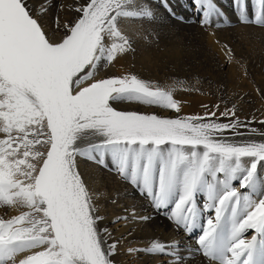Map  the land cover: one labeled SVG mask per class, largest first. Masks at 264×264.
<instances>
[{"label": "snow or ice", "instance_id": "obj_1", "mask_svg": "<svg viewBox=\"0 0 264 264\" xmlns=\"http://www.w3.org/2000/svg\"><path fill=\"white\" fill-rule=\"evenodd\" d=\"M151 2L84 0L75 22L64 25L63 37L56 40L43 23L46 7L0 0V202L28 209L0 219V264H116L118 245L101 234L105 217L79 171L78 158L115 174L155 214L137 215L133 208L114 223L147 224L163 215L173 231L188 235L201 215L211 212L195 241L201 264H264V177L256 175L264 161V142L225 137L229 129L242 135L238 119L232 124L204 122L195 115L173 118L122 108L128 101L181 110L171 91L135 74L100 75L132 50L122 26L136 17L155 20L154 11L132 10L139 3L150 9ZM246 2L234 0L240 15L246 16ZM155 3L175 18L168 0ZM252 4L254 10L260 8L259 22L264 0ZM193 5L203 14L201 24L216 12L214 0H193ZM257 181L259 198L241 192ZM215 186L226 190L217 195ZM201 187L202 209L196 203ZM133 252L150 259L167 257L165 264H192L179 241L128 249Z\"/></svg>", "mask_w": 264, "mask_h": 264}, {"label": "bare ground", "instance_id": "obj_2", "mask_svg": "<svg viewBox=\"0 0 264 264\" xmlns=\"http://www.w3.org/2000/svg\"><path fill=\"white\" fill-rule=\"evenodd\" d=\"M83 2L84 0L77 4L62 3L57 8L61 17L48 19L44 16L43 23L49 35L56 40L61 39L66 31L63 26L69 22H75L79 15L76 9ZM172 4L176 6L174 9L176 13L178 10L180 13L183 12V14H177V16L180 15L178 22L180 21L184 27L190 29L189 34L191 39H194L189 48L178 47L174 40L171 42L167 28L160 33L154 32L155 37L160 35L159 41L164 40V43H159L154 35L150 34L152 31H147L148 28L154 29L155 25L146 18L143 22H130L122 27L131 39L132 50L123 58H118L101 69L100 75L120 78L141 69L167 72L166 77L156 85L172 92L173 98L180 106L179 113L149 106L136 107L130 103L123 108L149 114L156 112L161 116L173 118L195 115L201 117L204 122L232 124L238 119L242 123L237 131L242 135L237 136L229 129L225 130V137L234 142H264V137L260 135L264 132V16L257 22V16L260 14L259 6L257 5L254 10L252 0H247L244 5L245 16L239 14L234 6V0H214L216 12L207 18V24H201L203 14L202 12L200 15L197 14L192 0H168V5ZM156 5L160 9L161 5L159 3ZM29 6L33 7L30 0ZM132 10L139 12L150 9L147 4L139 3L138 7ZM166 13L164 10V17L169 20L170 25L172 27L177 25L178 22ZM181 17L184 18L183 21ZM157 21L159 20H155ZM58 25L61 27L58 28ZM155 29L158 28L155 27ZM230 57L234 58L230 59ZM185 63L190 66L187 70ZM193 76L199 78L198 82L192 79ZM228 110H230L229 115H223ZM232 112L235 113L234 116ZM253 129L256 130L255 133ZM78 159L79 171L93 194L100 214L105 217L99 225L101 234L108 239L109 243L115 242L118 245L119 254L116 256V264H165L167 257L150 259L143 253L129 254L128 249L139 250L151 246L152 243L171 244L174 241H179L180 247L184 250L183 254L191 259L192 263L201 261L195 241L201 235L204 216L212 215L211 212L205 213L204 216L202 214L198 226L193 227L188 235L173 231L163 215L155 216V219L147 224L125 223L123 219L114 223L117 216H128L133 208L137 215L155 214L149 210L145 200L133 196L135 193L132 187L125 192L126 205L117 207L115 204L122 205L118 198L120 196L118 188L105 189L101 181L94 176V172L100 169L84 164L80 158ZM256 175L264 177V161L258 164ZM258 183V181L254 182L251 188L241 189V192L249 197L259 198L261 189L257 187ZM231 186L238 187L239 179L232 181ZM225 190L222 186L214 187L217 195ZM113 201L116 202L113 203ZM204 202V191L197 190L198 207L202 209ZM4 206L7 210L0 214L2 220L12 219L28 211L23 205L4 203ZM144 206L147 207L146 212ZM227 225V219L222 221L217 233L218 238H223ZM104 229H107V232Z\"/></svg>", "mask_w": 264, "mask_h": 264}, {"label": "rangeland", "instance_id": "obj_3", "mask_svg": "<svg viewBox=\"0 0 264 264\" xmlns=\"http://www.w3.org/2000/svg\"><path fill=\"white\" fill-rule=\"evenodd\" d=\"M80 2H81V0H30V4L34 8L39 9L41 7V5H43L44 7H46L48 9L47 13L45 14V17H47L48 19H55L57 17H61V14H59V12H57V8L59 6H61L62 3H65V4H72V3L77 4V3H80ZM192 2H193V0H192ZM156 4H155V1L152 0L150 10H153L155 12V20H159V21H157V22H155V20L152 21L151 23L155 25V26H153L154 29H152V28L149 29L147 27L148 28L147 31H149V30L152 31L150 34L154 35V37H155V34H154L155 31H156L155 33H160L161 31H163V30H165L167 28V32L170 33V41L171 42H173V40H174L175 44H177L178 47L180 46V47H182V48L184 47L186 49L189 48V45L193 44V42H194V39H191V35L189 34L190 29H187L186 27H184L182 25V23H180V21L178 22V18H180L179 17L180 15L177 16V14L178 13L179 14H183V12L180 13V11L178 10V12L176 13V11H174L176 6L173 5V4L170 7H171V10L175 13V18H173V16H170L169 13L166 11L167 12L166 14H168L169 17L173 18V20H176L178 22L177 25L172 27L170 25L169 20L164 17L163 11L165 9L163 10L162 6H160V9H159ZM147 6H148V4H147ZM184 14H186V13H184ZM141 19L142 18H140V17H136L135 21H141ZM143 21H146V19H143ZM185 26H187V25H185ZM155 27L158 28L157 29L158 32L155 29ZM159 37H160V35H159ZM159 37H155V38L159 41ZM162 42L164 43V40L159 41V43H162ZM157 46H160V44H157ZM185 66H186L185 67L186 70L190 67L187 63H185ZM131 74L137 75L138 78H140V79H142V80H144L146 82H150V83H153V84H158L157 82H159L160 80H162V79H164L166 77L167 72L165 73V72H161L159 70H153V69H145V70L141 69V71L133 72ZM169 79H171L172 82L174 81L172 78H169ZM192 79L198 82L199 78L198 77L197 78L194 77ZM128 103H130V102L124 101L121 104V107L123 108L125 106H128ZM130 104H133V106H136V107L146 108V106L139 105V104H136L134 102H132ZM80 160L84 164L92 165V166H95L97 169H100V171L98 170V171L94 172V176L97 177L101 181V184H102V186L105 189H113V188H116V187L118 188L119 195H120L118 198L122 202V205L115 204L117 207H121V206L126 205L125 202H124V200H125V192L127 191V189H130V187H131L130 185H127V184L123 183L121 180H119V178L115 174H113L112 172L107 171V170L97 166L96 164H94V162L87 160V158H80ZM234 186H236V184ZM120 187H122V189H120ZM198 191L199 192L204 191L203 187L199 188ZM261 194H262V191H261ZM133 196L136 197L135 195H133ZM138 199H141V198H138ZM145 202L147 203V201H145ZM144 207H145V212H146L147 207L146 206H144ZM6 210L7 209L4 206V203L0 202V214L5 213ZM192 264H201V261H196V263H192Z\"/></svg>", "mask_w": 264, "mask_h": 264}]
</instances>
